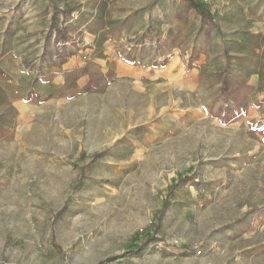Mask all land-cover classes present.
<instances>
[{
	"label": "rangeland",
	"instance_id": "1",
	"mask_svg": "<svg viewBox=\"0 0 264 264\" xmlns=\"http://www.w3.org/2000/svg\"><path fill=\"white\" fill-rule=\"evenodd\" d=\"M200 38L213 47L203 65L193 63ZM143 42L164 47L166 73H198V87L219 100L248 87L245 57L264 62V0H0V264H264L260 121L257 140L244 143L231 121L214 120L226 112L201 113L194 130L183 114L182 139L163 144L168 105L132 116L125 85L100 93L115 81L117 58ZM64 48L81 61L108 59L112 74H91L99 96L86 87L84 100L21 137L10 79L37 81Z\"/></svg>",
	"mask_w": 264,
	"mask_h": 264
},
{
	"label": "crops",
	"instance_id": "2",
	"mask_svg": "<svg viewBox=\"0 0 264 264\" xmlns=\"http://www.w3.org/2000/svg\"><path fill=\"white\" fill-rule=\"evenodd\" d=\"M188 11L196 13L190 8ZM253 21L251 26L257 36V15ZM203 26L207 32L209 31L212 34L211 25L207 26L204 23ZM199 32L197 31L196 34ZM100 34L101 32H98L97 36H93V40L97 37L99 38ZM236 42L237 46L247 51L246 40ZM147 44L148 42H143L138 44L136 48L130 49L128 47L124 57L117 58L115 71L113 70V81H115L111 86L110 84L103 86L100 91L103 94L102 97L106 98L107 93L111 91L119 95L117 86L125 85L120 96L125 97L128 102L126 106L127 113L132 116L135 112L145 115V109L152 111L153 109L150 107L155 102H159V105L154 106H156L157 110H162L161 112L168 105L171 109L168 115L163 118L165 123L163 127H166L163 134L167 135L163 144L179 142L182 139L183 127L181 118L183 114L188 117L191 130H194L201 113H219V111L226 112L227 116L216 115L217 117L214 120L218 124L221 123L220 125L224 126L227 121H231V124H227V127L238 128L239 136L244 143L249 142L247 141L249 140L247 139L249 134H253V137L257 140V124L259 121L260 127L264 129V122L261 121L262 117L257 119L258 115L261 116L264 113V62L260 57L257 56V62H254L252 57H245L248 60L246 66H250L254 70L248 79V87H243L240 90L230 88L224 93L220 91L219 96H217L219 100H217L214 99L215 93H210L198 87V73L196 75L188 73L190 75L188 79L179 74L180 70L166 73L164 71L165 68H162L160 63L164 59V47L160 48L158 46L156 48L152 46L151 49L147 47L150 46ZM104 46L106 49L110 47L108 42ZM196 48L201 49L198 50L199 52L194 51L195 55L198 54V58L193 63L201 61L202 65L206 64L202 59L210 56L211 49L213 50L210 42L200 38ZM153 49H157L155 55H153ZM62 52L63 54L59 55V52L54 50L52 57L42 62L41 67L44 73L40 74L37 81L34 80L33 73L24 72L16 74L10 79V85L19 93L18 98L14 97L10 101L11 107L17 115L15 118L17 127L15 129L21 137L24 134H31L34 130L36 131L37 127L34 129V126L38 125L37 120L43 115L50 112L59 113V108L68 109L70 104L84 100L83 98L87 96L85 93L86 87L90 89L89 95L99 96V94L93 93L91 89L93 85H89L91 74L94 72L105 76L112 74L105 67L108 59L95 58L81 61L78 55H69L66 49L64 51L62 49L60 53ZM257 52L255 50V55H257ZM138 53L140 55H137ZM199 69L202 71L203 67ZM167 81L169 85L172 82L169 88L166 87ZM220 98L226 101L222 104V108H220L219 104ZM22 123L24 125H21ZM145 125L146 123L142 126ZM158 132L160 133L161 131ZM259 133L261 132L259 131ZM142 135H145V131L142 132ZM159 139L161 141V138ZM253 143L255 144L256 142L254 141ZM137 148V146L133 145L132 151L137 150ZM256 150L257 146H253V152H256ZM243 157H246V154Z\"/></svg>",
	"mask_w": 264,
	"mask_h": 264
},
{
	"label": "trees",
	"instance_id": "3",
	"mask_svg": "<svg viewBox=\"0 0 264 264\" xmlns=\"http://www.w3.org/2000/svg\"><path fill=\"white\" fill-rule=\"evenodd\" d=\"M189 7L192 8V9H195L197 10L199 13H200V10L198 9L197 6L193 5V3H191V1H189ZM203 15V14H202Z\"/></svg>",
	"mask_w": 264,
	"mask_h": 264
},
{
	"label": "bare ground",
	"instance_id": "4",
	"mask_svg": "<svg viewBox=\"0 0 264 264\" xmlns=\"http://www.w3.org/2000/svg\"><path fill=\"white\" fill-rule=\"evenodd\" d=\"M104 109H105V108H104ZM104 109H103V110H104ZM105 111H106V110H105ZM100 112H101V111H100ZM101 114H102V113H101ZM102 115H103V114H102ZM100 117H101V115H100Z\"/></svg>",
	"mask_w": 264,
	"mask_h": 264
},
{
	"label": "built area",
	"instance_id": "5",
	"mask_svg": "<svg viewBox=\"0 0 264 264\" xmlns=\"http://www.w3.org/2000/svg\"><path fill=\"white\" fill-rule=\"evenodd\" d=\"M61 44L60 43H58V46H60Z\"/></svg>",
	"mask_w": 264,
	"mask_h": 264
}]
</instances>
